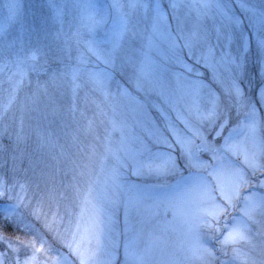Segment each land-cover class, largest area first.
<instances>
[{"label":"snow or ice","instance_id":"6c2138e0","mask_svg":"<svg viewBox=\"0 0 264 264\" xmlns=\"http://www.w3.org/2000/svg\"><path fill=\"white\" fill-rule=\"evenodd\" d=\"M15 2L9 0L13 14ZM166 2L164 8L162 0H152L143 43L132 53L123 52L124 38L139 30L130 26L123 0H112L121 15L106 41L94 35L104 16L93 5H84L87 11L70 33L63 31L61 6L55 13L60 28L54 36L64 43L55 53L36 44L0 56V74H7L10 83L7 103L0 110V197L9 201L0 209V264H149L151 242L141 246L135 218L154 216L161 207L171 208L184 224L188 246L182 264H216L217 252L224 257L219 264H264V30L253 33L261 50L254 99L244 79L253 40L237 36L245 14L264 17V6L235 0L236 11L224 0ZM127 7L147 10L149 2L127 0ZM181 8L191 9L192 18L173 32L169 12ZM158 40L167 48L160 50ZM8 45L15 47L12 41ZM195 68L203 74L193 77ZM32 72L45 73L47 79H37L21 105V117L10 123L9 108ZM58 89L66 104L57 102ZM82 90L102 97L93 116L104 117L109 125L101 157L104 182L99 188L98 181L91 182L81 201V216L88 207L93 213L87 245L79 221L75 230L70 224L62 230L57 212L49 220L46 202L64 192L56 183L52 161L26 147L29 133L23 118L41 95L51 105L49 123L65 113L83 116ZM133 93L155 94L154 121L136 119L129 124L115 116L117 99H132ZM138 108L146 117L144 105L138 103ZM2 136L10 143H3ZM37 138L41 146L55 143L51 133L37 131Z\"/></svg>","mask_w":264,"mask_h":264},{"label":"rangeland","instance_id":"374dc122","mask_svg":"<svg viewBox=\"0 0 264 264\" xmlns=\"http://www.w3.org/2000/svg\"><path fill=\"white\" fill-rule=\"evenodd\" d=\"M123 2V11L129 15L130 26L135 25L139 30L136 35L127 34L124 38L123 52L132 53L139 49L143 43L144 34H146L151 17L152 0H148L149 8L147 10L137 8L130 11L127 7V0H123ZM162 2L164 8H167L166 0H162ZM224 3L239 11V9H235V0H224ZM250 3L258 7L264 6V0H250ZM87 4L93 5L104 16L103 24L97 26L94 35L98 41H106L113 29L118 26L121 15L112 7V0H16L14 14L9 0H0V56L15 51L20 45L28 47L36 44H44L55 53L64 43L62 37L54 36V33L60 28L56 22V9L61 6L65 8L63 31L70 33L79 26L83 12L87 11L84 5ZM191 11L189 8H181L175 14L169 12V21L173 32H178L182 26L191 20ZM245 16L246 20L241 25L237 36L238 39L252 41L253 33L264 30V17L259 13L245 14ZM9 41L14 42L15 47L10 48ZM158 45L160 50L167 48V44L163 40H158ZM76 54L73 43L70 55L74 58ZM260 56L261 50L253 40L252 48L246 58L247 71L244 77L249 94L253 99L255 98V89L260 83V77L256 71L260 63ZM52 67L55 68L56 64L54 63ZM197 72L203 74L201 69L195 68L192 69L193 77ZM37 79L44 81L47 76L45 73L32 72L30 77L25 80V86L18 91L17 99L9 108L10 123L13 122V118L18 121L21 117V105L24 103L25 97L34 91ZM9 89L10 83L7 74H0V110H3V105L7 103ZM114 89L115 85H113ZM49 91L51 92L52 89ZM61 92L62 89L56 90L55 98L59 104H66L67 98L62 97ZM79 96V109L84 113L83 116L78 112L73 118L70 113H65L57 116L53 123H49L53 120V117L48 115L51 111V105L48 98L41 95L35 106L29 105L30 110L23 112V118L25 128L29 133L26 147L35 151L37 156L46 161H52L57 169L56 183L64 192L62 197L46 202L45 210L51 209L49 220H52V212H57L59 214L56 218L57 225L62 230L67 229L69 224L75 230L77 221H79L80 233L84 235L85 245H87L88 237L91 234L90 226L93 213L91 207H88L81 216V201L83 193L87 191L91 182L98 181L97 188L101 187L104 182L105 174L102 171L101 157L104 155L105 129L109 125L104 117L93 116L96 112V102L102 99L98 93L82 90ZM155 102V94H141L137 97L133 93L132 99L124 97L117 99L114 114L118 119H126L129 124H133L136 119L144 120L146 118L154 121L157 112L152 105ZM138 103L144 105L146 117L138 108ZM108 111L109 115L113 114L110 107ZM171 116L175 119V112H172ZM89 120H92L91 125H89ZM37 131L45 134L51 133L55 143L41 146L38 142ZM136 131L139 133V127L136 128ZM115 137L118 138L119 133H116ZM2 141L5 144L10 143L7 136H2ZM155 182L149 181V183ZM125 195H135V193H126ZM8 202L6 198L0 197V209H3ZM147 203H151V200ZM234 214L238 213H229V215ZM135 219L137 229L142 232L141 246L151 242L149 264H182L186 255L185 249L188 246V239L185 235L182 219L179 216L174 217L171 208L165 211L161 207L154 216L147 218L137 216ZM123 221L124 214L121 208L119 228L121 232L124 227ZM224 222L221 221V223ZM37 227L47 232V229L43 228V222H38ZM8 230L11 231V229ZM49 238L51 239V234H49ZM77 238L79 239V235ZM56 246L61 248L60 244ZM0 248H3V245H0ZM62 250L67 251L66 247H63ZM49 255L55 256L56 253ZM216 255L218 257L216 264H219V261L224 257L220 252H217Z\"/></svg>","mask_w":264,"mask_h":264}]
</instances>
